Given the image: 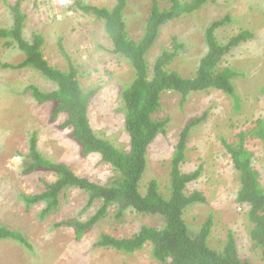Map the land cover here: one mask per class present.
Wrapping results in <instances>:
<instances>
[{"label": "rangeland", "instance_id": "rangeland-1", "mask_svg": "<svg viewBox=\"0 0 264 264\" xmlns=\"http://www.w3.org/2000/svg\"><path fill=\"white\" fill-rule=\"evenodd\" d=\"M7 1L12 4L17 0ZM88 3L112 6L113 0H88ZM22 7L25 11H32L22 28L24 37L29 39L33 34L42 35L45 58L53 66L66 70L68 59L59 44L63 46L65 54L77 65L78 73L83 72V87L87 91L97 89L92 98V126L100 132L106 131L107 136H115L116 145L121 150L128 149L129 137L123 130L124 118L116 112L121 106L119 90L111 89V85L100 89L98 85L99 79H104L107 71H118L117 76L123 74V80L128 82L134 80L135 71L125 65L118 68L119 62L109 67L106 54L100 52L93 40L83 38L82 33L70 39L62 36L73 25L78 22L86 24L88 19L70 11L62 18L58 17L62 20H56L58 11L53 10V5H42L36 10L32 7V0H24ZM249 7L253 11H249ZM227 13L232 14L235 21L216 30L218 40L227 41L241 26L252 25L255 29V37L241 45L233 57L234 65L246 67L250 64L249 76L237 78L234 82L236 95L242 97L241 108L235 110L232 98L213 90L192 94L181 106L179 95L173 92L163 94L160 99L162 108L154 116H169L172 125L168 124L166 135L158 136L149 148L148 168L142 184L155 178L163 185L161 190L166 192L164 186L169 185L172 143L176 142L178 133H181L189 119H203L192 126L181 170L190 173L201 169L200 177L190 183L187 189L191 192L201 191L206 201L188 208L184 219L191 231L198 232L201 224L212 214L215 226L211 244L216 246L223 243L227 229H231L241 255L254 259L249 252L252 244L247 209L242 211L234 203L240 185L224 144L238 145L237 134L243 129L253 128L252 122L260 116L264 117V95L260 93L264 86V0H212L199 13L173 22L171 27L163 30V34H177L183 40L187 37L186 41L191 44L187 51L188 59H191L193 66H197L199 57L207 49L201 32L205 29L203 27L215 19H222ZM246 15H249L248 18ZM255 19L258 22L256 27L250 23ZM12 21L7 5L0 0V28H11ZM89 28L92 27L87 26L82 32ZM96 28L100 33L102 25ZM4 43L0 40V226L19 230L30 241L33 250L29 251L15 241L4 240L0 242V264H157L153 261L150 245L146 244L142 249L128 254L98 248L95 243L102 233L115 238H130L144 224H161L159 217L140 216L127 211L122 219L115 220L116 209L111 208L103 220L77 241L73 229H57L55 224L61 219L85 221L96 212L100 205L97 202L92 208L83 211L87 202V195L83 191L72 189L66 198L61 194L60 211L51 215H42L46 208L44 203L26 206L23 195L41 193L57 179L54 173L40 168L32 174L23 172L30 163V136L33 134L37 135V150L45 159L64 161L77 174L97 182L109 180L114 173L110 165L100 161L98 154L81 157L76 145L65 136L68 131L60 129L65 117L61 115L54 119L55 105L48 102L37 105L26 89L31 85L38 87L41 92L49 91L52 85L48 80L27 68H5V64L19 65L24 57L17 48H7ZM152 62L149 60V65ZM246 148L255 154L252 165L260 173V181L264 186V142L248 138ZM65 150L69 159L64 158Z\"/></svg>", "mask_w": 264, "mask_h": 264}, {"label": "trees", "instance_id": "trees-1", "mask_svg": "<svg viewBox=\"0 0 264 264\" xmlns=\"http://www.w3.org/2000/svg\"><path fill=\"white\" fill-rule=\"evenodd\" d=\"M3 1L8 7L13 24L11 28H0V40L5 41L7 48H17L24 57L19 65L5 64V68H30L39 72L44 80L47 79L53 90L41 92L38 87L31 85L27 88L32 91L38 103L49 102L55 105V117L65 114V121L61 126L68 131L65 136L76 145L81 157L98 154L100 161L110 165L114 173L109 180L97 182L77 174L64 161L45 159L37 150V135L33 134L30 138V163L23 172L32 174L40 168L53 172L57 179L46 186V191L34 196L23 195L26 205L29 207L44 201L47 203L44 214L57 212L61 206V194L66 198L72 189H79L87 195L83 211L90 209L96 202L100 204L95 214L86 221L72 218L56 223V227L73 229L77 241L114 208L115 220L122 219L130 211L140 216L159 217L162 223L154 226L144 224L130 238H115L102 233L95 247L132 254L148 243L152 247L153 261L157 264H264V186L260 181V173L252 165L255 154L246 148L248 138L264 142V117L260 116L252 122L253 128L243 129L237 134L238 145L224 144L240 185L234 203L242 211L247 209L252 244L249 252L254 259L241 255L231 229H227L223 243L216 246L211 244L215 226L212 214L201 224L198 232L191 231L184 219L188 208L206 201L201 191L191 192L187 189L190 183L200 177L201 169L190 173L181 170V164L185 161L189 128L203 119L190 121L176 140L171 153L169 185L164 186L167 188L166 192L161 190L162 184L155 178L142 184L148 168L149 148L158 136L166 135L167 124L170 122L169 116H154L162 108L160 99L163 94H180L181 106L188 100L191 92L219 91L234 100L235 110L241 108L242 97L236 95L234 82L237 78L245 79L249 76L250 64L246 67L234 65L233 57L241 45L255 37L252 25L241 26L227 41H223L216 38L215 32L233 20L232 14L228 13L219 21H211L201 31L207 51L199 57L197 66H193L187 55L191 48L190 42L186 41L187 37L183 40L177 34H163V30L171 27L173 22L197 12L206 0H173V6L162 9L159 8L161 0H151L152 11L146 23L140 27L141 34L136 37L131 36L126 29L127 0L115 1L113 9L107 4H86L84 0H73L68 7L60 8L62 15L72 10L75 14L82 10L84 16L95 15L98 21L104 23L107 35L112 37L115 51L121 53L135 71L132 82L123 80V74L117 76L116 70L107 71L106 77L99 79L100 89L111 85V89L120 91L121 106L116 112L124 118L123 130L129 137L130 145L127 150H121L116 145L115 136H107L106 131L100 132L92 126L91 99L97 89L87 91L83 87V72L78 73L77 65L65 54L63 46L59 44L68 59L66 72L44 59V38L41 35L33 34L32 40L23 37L24 20L29 15L22 9L24 0H17L12 4L7 0ZM250 23L255 27L258 25L257 21ZM87 26V22H78L69 28L71 35ZM116 35L121 41L114 39ZM149 60L153 61L151 65ZM119 64L118 68L124 65L123 61H119ZM260 93L264 95V86ZM4 240L15 241L29 251L33 250L23 233L2 225L0 242Z\"/></svg>", "mask_w": 264, "mask_h": 264}, {"label": "clouds", "instance_id": "clouds-1", "mask_svg": "<svg viewBox=\"0 0 264 264\" xmlns=\"http://www.w3.org/2000/svg\"><path fill=\"white\" fill-rule=\"evenodd\" d=\"M46 1V2H45ZM85 1V3L86 4H90V3H88V0H84ZM115 1H117V0H113V5L112 6H110V4H109V6L111 7V9H113L115 6H114V3H115ZM190 1V0H189ZM212 2V0H206V3L203 5V7L204 6H206L207 4H209V3H211ZM54 3H56L57 5H55ZM73 3V0H36V1H34L33 2V0H32V7L34 8V9H36V10H39L38 8H41V6L42 5H53V10H56V11H58L57 12V15L55 16L56 17V20H62V19H59L58 17L59 16H61V18H62V16H64V15H62L63 13H61V10L60 9H56V8H66V7H68L69 5H71ZM152 2H151V0H145V1H142V0H136V1H134V2H131V1H129V0H127V9H126V13H127V16H126V23H127V26H126V29L129 31V34L131 35V36H135L136 37V35H140L141 34V30H140V27H141V25L142 24H144V23H146V20H147V18H148V16H149V13L152 11V8L153 7H151L152 6V4H151ZM181 3H182V1H181ZM171 6H173V0H161V1H159V8H164V7H166V8H169V7H171ZM49 8L51 7V6H48ZM202 7V8H203ZM23 8V7H22ZM201 8V9H202ZM201 9H199V10H201ZM199 10L197 11V12H195L194 14H197V13H199ZM72 11H74V10H72ZM249 11H253V9H251L250 7H249ZM28 12V11H27ZM29 12L30 13H32V11H30L29 10ZM29 12H28V14H29ZM66 12V11H65ZM70 11H67L66 13H69ZM66 13H64V14H66ZM73 13H75V12H73ZM145 14V15H144ZM194 14H192V15H194ZM228 14V13H227ZM230 14V13H229ZM77 15V14H76ZM79 16H81L82 18H86V19H88L87 20V24H88V26H91L92 28H89V29H87L85 32H82V31H78L77 33H73L72 35H71V32L69 31V32H64L63 33V35H64V37H65V39L66 38H71L72 36H77V35H79L80 33H82V36H83V38H86V39H88L89 41H94V43L96 44V45H98V48H99V50H100V52H102L103 54H106V58H108V64H109V67H112L114 64H115V62H119V61H123V64L127 67V68H129V69H131V70H133L134 71V69L130 66V64L128 63V61L125 59V58H123L122 57V54L121 53H118V52H116L115 51V49H114V45H113V42H112V37H110L109 35H107V33L104 31V23L103 22H101V21H98L97 19H96V16L94 15V16H90V15H87V16H84V14H83V11L81 10L80 11V13L78 14ZM144 15V17L143 18H141L142 16ZM256 15V14H255ZM254 15V17L256 18V16ZM29 16V15H28ZM189 15H187V16H185V17H188ZM226 16V15H225ZM248 16L249 15H246V17L248 18ZM246 17H244V19H246ZM27 19V18H26ZM25 19V20H26ZM232 21L231 22H228V23H232L233 21H235V19L232 17ZM25 20H24V23H25ZM215 20H217V21H219V20H221V19H215ZM215 20H213V21H215ZM252 21H256V19L255 20H252ZM251 21V22H252ZM227 23V24H228ZM98 25H102V30H100V33L98 32V30H97V28H96V26H98ZM221 27H223V26H221ZM221 27H219V28H221ZM218 28V29H219ZM125 29V28H124ZM123 29V30H124ZM76 31V30H75ZM119 34V33H118ZM40 35V34H39ZM42 36V35H41ZM23 37H24V35H23ZM43 37V36H42ZM25 38V37H24ZM216 38H217V36H216ZM27 39V38H26ZM64 39V40H65ZM114 39H119L120 41H121V38L120 37H118V35H116V37L114 38ZM218 39V38H217ZM27 40H32L31 38H29V39H27ZM60 40H61V38H60ZM104 41H106L107 43H104ZM101 43H102V45H101ZM109 44H110V46H109ZM104 48L106 49V50H104ZM50 51H51V49H50ZM110 51H113V53H111ZM206 51H207V49H206ZM206 51H205V53H206ZM43 55H44V59L46 60V61H48V63H50L49 62V60L47 59V58H45V52L43 51ZM21 56H22V54H21ZM112 57H115V59H113ZM24 59V58H23ZM50 65H52V64H50ZM53 66V65H52ZM69 66V65H68ZM76 66V65H75ZM77 67V66H76ZM25 68V67H24ZM23 69V68H22ZM27 69H29L30 71H32V72H36V71H34V70H31L30 68H27ZM60 69V68H59ZM68 70V67H67V69L66 70H63L64 72H66ZM37 73H39V72H37ZM40 74V73H39ZM42 76V75H41ZM45 80H47V79H45ZM51 84V83H50ZM52 85V84H51ZM26 89H28V91H30V93H31V95H32V97H33V94H32V91L29 89V88H26ZM26 89H25V91H26ZM50 90H53V87L50 89ZM49 90V91H50ZM40 91V90H39ZM96 92V91H95ZM203 92H206V91H200V92H191L189 95H188V97L190 96V95H192V94H198V93H203ZM219 92V91H218ZM119 93H120V91H119ZM177 94V93H176ZM177 95H179L180 97H181V99H182V96L180 95V94H177ZM34 98V97H33ZM93 98V97H92ZM119 98H120V94H119ZM35 99V98H34ZM36 100V99H35ZM36 104L38 105V104H45V103H38V101L36 100ZM47 103V102H46ZM49 103V102H48ZM210 110V109H209ZM209 110L206 112V115L208 114V112H209ZM93 111H94V109H93V107H92V99H91V108H90V113L91 114H93ZM120 114V113H119ZM61 115H63L64 117H66L65 116V114L64 113H61L59 116H61ZM59 116H57V117H55L54 116V111H53V117H54V119H56V118H58ZM170 119V121H171V118H169ZM193 120V119H192ZM191 119H189L187 122H186V124H185V126H184V128H182L181 129V132L186 128V126H187V124L190 122V121H192ZM64 121H65V118H64ZM63 121V122H64ZM63 122H62V124H63ZM61 124V125H62ZM60 125V129H61V131L63 130H66V129H64V128H62V126ZM169 125H172V124H170V122H169ZM194 125V124H193ZM192 125V126H193ZM167 126H168V124H167ZM192 126L189 128V136H190V134H191V129H192ZM167 130H168V128H167ZM67 131V130H66ZM67 134V133H66ZM65 134V135H66ZM179 135H180V133H178V137H179ZM62 136H64V135H62ZM31 137V136H30ZM178 137H177V139H178ZM176 143V142H175ZM175 143H172V145L174 146V144ZM59 149H60V147H59ZM127 150V149H126ZM188 150V143H187V148H186V151ZM65 152V155H64V158H66V157H68V154H67V151L65 150L64 151ZM31 155V154H30ZM90 155H96V154H90ZM89 155V156H90ZM88 156V155H87ZM29 158V157H28ZM68 159H69V157H68ZM101 159V158H100ZM107 164V163H106ZM73 170V169H72ZM200 170V169H199ZM74 171V170H73ZM198 171V170H197ZM53 173V172H52ZM46 189H48V187H46ZM79 190V189H78ZM46 191V190H45ZM39 203H44V205L46 206V208H47V203L46 202H44V201H39V202H37V203H35V204H39ZM60 203H61V199H60ZM35 204H32V205H35ZM99 204V203H98ZM32 205H30V206H32ZM27 206V205H26ZM29 206V207H30ZM93 206H95V204L93 205ZM93 206H91V208L93 207ZM28 207V206H27ZM46 208L42 211V215L44 216V215H47V214H49V215H51V214H54V213H56V212H52V213H47V214H44V211L46 210ZM98 209V208H97ZM60 211V207H59V209L57 210V212H59ZM97 211V210H96ZM95 214V213H94ZM92 215H90V217H91ZM89 217V218H90ZM150 217V216H149ZM104 219V218H103ZM103 219H101V220H103ZM63 219H61L60 221H62ZM81 220V219H80ZM59 221V222H60ZM83 221V220H82ZM86 221V220H85ZM58 223V222H57ZM98 224V223H97ZM55 227H56V224H55ZM57 229H66V228H63L62 226H60V227H56ZM76 237V236H75ZM2 242V241H1ZM147 245H149L148 243H147ZM151 247V246H150ZM151 252H152V247H151Z\"/></svg>", "mask_w": 264, "mask_h": 264}]
</instances>
